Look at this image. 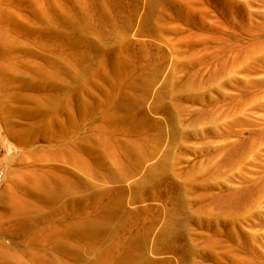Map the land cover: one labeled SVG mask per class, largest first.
Listing matches in <instances>:
<instances>
[{"label": "rangeland", "instance_id": "obj_1", "mask_svg": "<svg viewBox=\"0 0 264 264\" xmlns=\"http://www.w3.org/2000/svg\"><path fill=\"white\" fill-rule=\"evenodd\" d=\"M55 4L78 14L73 33H62L72 56H50L74 62L73 73L47 74L41 92L12 71L0 82V246L12 256L0 251V262L33 264V254L51 264H264V0H0V32L36 27L32 17ZM27 40L23 48L43 53ZM141 56L163 67L157 82H142ZM38 118L45 129L34 132ZM111 119L123 130L106 133ZM58 123L78 124L75 137L56 143L48 127ZM40 153L50 178L34 225L30 211H5V201ZM91 153L110 165L80 167L75 158L88 164ZM28 195L19 190L14 206H30ZM53 236L71 258L51 252Z\"/></svg>", "mask_w": 264, "mask_h": 264}, {"label": "bare ground", "instance_id": "obj_2", "mask_svg": "<svg viewBox=\"0 0 264 264\" xmlns=\"http://www.w3.org/2000/svg\"><path fill=\"white\" fill-rule=\"evenodd\" d=\"M102 9V8H101ZM100 10V9H99ZM103 11V10H102ZM105 11V10H104ZM70 12L72 14H70ZM101 13V12H100ZM105 13V12H103ZM106 14V13H105ZM104 14V15H105ZM86 17V16H85ZM34 19V24L36 27L31 28L28 27L26 29H23L22 27L19 26H13L10 31H9V36L4 35V33L0 32V82L3 83L4 81L7 82V76H9V72L12 71L13 75L10 76L12 78V81H17L20 83L21 86L27 88L30 87L31 85L35 86V89L41 91L45 90V85L41 82L43 78L47 77L52 79V76L55 78H59L63 80V77L65 73H68L71 75L74 71V62L73 64H62L58 61L51 60V55H56L58 57L59 55H63L64 53H68L69 56H72L68 50L70 48V44H67V40L62 37V33L66 34L64 32V27H67V29L71 30V34L73 31L76 29L77 24V19L78 14H75L73 10L66 11L64 13H61L59 10L58 5H53L51 7H48L46 9L39 10L35 17H32ZM109 19V18H108ZM109 24L112 27H117L116 23L112 21V19H109ZM123 31V29L121 30ZM26 32H29L28 34L30 35L29 39L27 40L28 35ZM125 35H123L124 37ZM26 39L27 41L31 42V44H37L40 47V50L43 51L38 53L35 51H29L26 50L25 48L22 47L21 45V40ZM37 38L40 39V41L37 40ZM9 41H6L8 40ZM47 39H51L50 41ZM6 41V42H5ZM125 40H123V43ZM7 48H5V46ZM75 47V45H74ZM5 48V49H4ZM105 48V47H102ZM93 50L96 51L97 53H102V50L99 47H93ZM45 51V52H44ZM123 51V48H122ZM121 51V52H122ZM50 53V54H47ZM149 60L146 59L145 57L141 56L140 62H147L144 65V69L142 71L143 75V83H154L157 82L163 75V67H158L155 65L150 64L148 62ZM118 64L119 67H122V63L120 61V58L118 57ZM124 66H127V63L125 62ZM118 67V68H119ZM103 68V64H100L98 67V72L101 71ZM143 68V67H142ZM152 68V69H150ZM52 69V71H49ZM135 69L132 72H129L130 75H134L132 77H135ZM24 74V75H23ZM218 74V71H215V75ZM26 75V76H25ZM31 75V76H30ZM128 75V74H127ZM126 75V76H127ZM4 76V77H3ZM9 78V77H8ZM131 78V77H130ZM4 80V81H3ZM16 82V83H17ZM167 82V81H166ZM14 83V82H13ZM18 83V84H19ZM63 81H60L59 84H62ZM49 86V88L54 91V95L51 98H56V92L60 91L56 89L55 84ZM57 85V84H56ZM59 87V86H58ZM63 90V88H62ZM66 92V91H65ZM69 94V92H66ZM116 97V96H115ZM23 99V97H22ZM46 100V98H44ZM14 100L19 102V98L16 96L14 97ZM25 100L27 101V98L25 97ZM22 101V100H21ZM72 104V100L68 99V103ZM87 106L83 107L84 111H87L86 109ZM46 115L45 110H42V118L43 116ZM55 115V114H54ZM99 115L98 112H95V114H90L91 119H95ZM40 124V127L34 125V132H40V130L43 128L45 129V125H43L42 120L38 118ZM110 123L103 125L104 131L107 133L108 131H116L117 129L119 131L123 130V119H111ZM144 121V120H143ZM56 122V121H55ZM143 123V122H142ZM59 123H58V129L57 131H53L52 128L48 127L49 132L52 134V138H56L55 142L58 144H61L63 140L66 139L65 135L72 134L74 137L75 131L78 130V124L75 123H70V126H65L61 124L60 130H59ZM147 128V121H144L142 124L141 129L145 130ZM30 130V128H29ZM31 131V130H30ZM69 139V138H68ZM68 147L71 148H76L77 146L80 149H83L86 147V144L84 142L82 143H73V144H67ZM55 148H58L54 151H52L53 154H61L60 146H54ZM90 147H95L94 145H90ZM93 149V148H92ZM93 156V159L90 163L84 164L80 161L79 158H75L80 165V167H86L88 165H95V168L93 166L92 170L96 169V164H106L110 165L108 162V158L103 157L100 154H95L91 153ZM41 158L42 155L41 153L34 156L31 160V166H32V174L26 176V173L23 172L19 178L17 179L18 184L16 182L15 185L9 190L8 193H6V209L5 211H23L24 216L27 215V213L30 211L32 214V224L34 225H39L42 221L41 217V212H42V207L44 205V194H45V188L48 185V179L50 178L48 175L45 173L41 172ZM1 159V158H0ZM43 161V160H42ZM4 162V161H3ZM112 163L114 160L111 161ZM4 164V163H3ZM115 164V162L113 163ZM4 172L6 173V167L4 165ZM6 178V174L4 176V180ZM16 180V178H15ZM13 180V181H15ZM28 185V186H27ZM21 192V194L25 195L26 198L29 199L28 191L31 190V196H30V206L27 203H23V205L19 202L16 206L17 201V195L18 192ZM102 194H97V204H96V210L99 211L100 213L104 212V209H102L99 205L100 203V197ZM9 206V207H8ZM83 211V210H82ZM2 215L0 214V218ZM29 216H27L25 219H27ZM19 222V221H18ZM27 222H24L23 225H27ZM4 226V229H9L6 226V224H2ZM69 234V232L67 233ZM9 235V233H8ZM56 238V236H53ZM56 249H52L51 252H60L62 257L65 259L66 254L70 256V253L68 250L64 247L58 246L55 247ZM70 249L69 247H67ZM0 251L3 252V254H6L10 258L11 256V250L10 248L7 247V249L2 248L0 246ZM49 252V251H48ZM29 259L33 262V264H51L50 261L48 260L49 256H45L44 258L38 256V255H33V254H28ZM48 257V258H47ZM2 258V257H1ZM3 261L0 262V264H12L11 261L9 263L6 261V259L3 257ZM104 261V259H103ZM46 262V263H45ZM104 263H106L104 261ZM77 264V263H76Z\"/></svg>", "mask_w": 264, "mask_h": 264}, {"label": "crops", "instance_id": "obj_3", "mask_svg": "<svg viewBox=\"0 0 264 264\" xmlns=\"http://www.w3.org/2000/svg\"><path fill=\"white\" fill-rule=\"evenodd\" d=\"M60 197H62L63 196V194H62V192L60 193V194H58ZM58 195L56 196V197H58ZM61 211H63V209L61 208ZM60 211V212H61ZM62 214V213H61ZM61 237H58V236H56V247H58V246H61V247H64V244H63V242H64V240H61L60 239ZM62 239H64V235H62ZM47 243V242H46ZM53 243V242H52Z\"/></svg>", "mask_w": 264, "mask_h": 264}, {"label": "built area", "instance_id": "obj_4", "mask_svg": "<svg viewBox=\"0 0 264 264\" xmlns=\"http://www.w3.org/2000/svg\"><path fill=\"white\" fill-rule=\"evenodd\" d=\"M5 174L6 173L4 172V164H3V162L0 159V187L3 184V182H4V176H5Z\"/></svg>", "mask_w": 264, "mask_h": 264}]
</instances>
